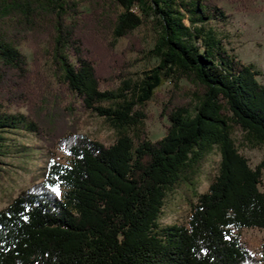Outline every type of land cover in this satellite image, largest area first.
<instances>
[{
	"label": "trees",
	"instance_id": "trees-1",
	"mask_svg": "<svg viewBox=\"0 0 264 264\" xmlns=\"http://www.w3.org/2000/svg\"><path fill=\"white\" fill-rule=\"evenodd\" d=\"M100 1L110 9L103 12ZM76 5L0 0V158L12 146L4 133L36 137L43 124L46 132L54 127V105L36 109L32 103L17 49L27 34L43 37L39 56L51 65L58 89L114 134L107 145L78 133L56 134L66 162H46L39 179L0 209V264H264V240L254 258L229 233L264 228V195L257 188L264 157L249 166L232 138L238 131L246 145L264 146V84L256 80L260 70L228 46L222 10L212 0H93L85 14ZM79 18L90 24L83 33L96 29L111 39L151 23L146 52L154 65L100 89ZM165 81L170 87L159 113L166 124L149 140L143 107ZM5 100L26 103V113L3 111ZM212 150L215 173L195 194ZM179 185L194 196L185 226L160 225L165 194Z\"/></svg>",
	"mask_w": 264,
	"mask_h": 264
},
{
	"label": "rangeland",
	"instance_id": "rangeland-1",
	"mask_svg": "<svg viewBox=\"0 0 264 264\" xmlns=\"http://www.w3.org/2000/svg\"><path fill=\"white\" fill-rule=\"evenodd\" d=\"M77 13L85 14L91 10L93 0H75ZM216 7L226 16L224 25L220 29L226 35L229 47L242 63H250L260 70L256 80L264 84V0H212ZM92 5V4H91ZM94 5H92L93 7ZM99 7L104 12L110 9L107 2L100 1ZM102 12V13H103ZM80 30L84 35L83 43L88 49L89 57L93 61L100 89L111 88L117 85L123 77L137 78L140 71L150 68L155 60L147 54L154 32L151 23L145 22L136 27L126 38L111 39L104 31L93 33L83 29L90 24L83 19H77ZM17 49L23 56L27 75L29 76L32 101L33 96L36 109L54 105L55 112L50 116L53 131L44 129L34 137L32 134L16 130L4 133L7 142L11 143L8 155L0 158V209L15 194L28 186L31 181L38 180L41 167L46 162L55 161L65 163L66 158L55 145L56 134L78 133L103 145L112 142L114 134L103 119L93 113L79 108L75 98L58 89L53 76L51 65L41 58L40 50L43 37L40 34H27ZM170 83L163 82L157 87L152 97L143 107L144 118L142 129L149 140L159 138L164 130L166 121L159 113L161 103L164 102L166 91ZM52 88L58 89L54 95ZM3 111L7 113H26L27 105L9 104L3 101ZM6 103V104H5ZM24 103V104H23ZM43 107V108H45ZM42 121L47 123L46 115ZM55 134V137H54ZM234 145L249 166H253L264 157V146L250 147L240 138V133H232ZM217 154L212 150L202 163L198 176L195 179L194 193L205 191L207 184L215 173ZM258 190L264 195V165L261 169ZM194 202L193 193L185 185H179L165 194L163 204L158 216L160 225L177 224L185 226L189 205ZM229 233L236 237L239 246L254 258L259 256V246L264 240V228L230 229Z\"/></svg>",
	"mask_w": 264,
	"mask_h": 264
}]
</instances>
